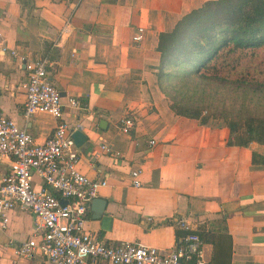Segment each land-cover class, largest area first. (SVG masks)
<instances>
[{
  "label": "crops",
  "instance_id": "crops-1",
  "mask_svg": "<svg viewBox=\"0 0 264 264\" xmlns=\"http://www.w3.org/2000/svg\"><path fill=\"white\" fill-rule=\"evenodd\" d=\"M206 1L0 0V116L39 143L53 134L59 120L51 114L25 117L26 64L47 59L63 119L81 123L87 137V149L77 147V168L107 181L90 203L88 231L108 242L172 249L185 219L208 235L202 253L210 263L264 264V164L253 163L254 153L264 157V144L230 145L228 127L176 115L157 85L159 35ZM70 98L79 106L71 107ZM129 116L134 126L127 134L121 126ZM10 166L11 158L0 155V184ZM133 170L141 171L139 187ZM34 185H44L39 176ZM10 215L0 232V264H50L41 253L17 257L37 222L20 207ZM223 228L232 240L230 260L215 257L210 240L215 234L218 241Z\"/></svg>",
  "mask_w": 264,
  "mask_h": 264
},
{
  "label": "built area",
  "instance_id": "built-area-1",
  "mask_svg": "<svg viewBox=\"0 0 264 264\" xmlns=\"http://www.w3.org/2000/svg\"><path fill=\"white\" fill-rule=\"evenodd\" d=\"M66 1L78 4L83 0ZM144 32L140 27L133 40L140 43ZM8 51L17 56L15 50ZM26 69L25 117L48 113L59 121L53 134L39 143L13 119L0 116V155L11 158L0 184V232L8 229L16 207L32 212L37 222L36 234L16 249L17 257L33 258L41 253L50 264H210L203 257V242L196 233H189L175 248L160 249L136 241L108 242L86 229L90 203L107 181L93 180L77 168L80 152L73 133L83 130V125L63 119L65 105L49 61L42 58L27 63ZM79 103L76 98L69 100L74 108ZM133 126L130 116L122 120L125 133ZM101 148L110 151L106 144ZM140 175V170L131 172L134 186H141ZM36 176L44 183L39 190L34 185ZM179 225L191 230L185 219Z\"/></svg>",
  "mask_w": 264,
  "mask_h": 264
},
{
  "label": "trees",
  "instance_id": "trees-1",
  "mask_svg": "<svg viewBox=\"0 0 264 264\" xmlns=\"http://www.w3.org/2000/svg\"><path fill=\"white\" fill-rule=\"evenodd\" d=\"M263 46L264 0L206 1L159 35L157 85L176 115L228 127L230 145L264 144V81L237 71L248 51ZM253 163L264 157L254 153ZM189 233L208 241L204 231L180 227L177 245ZM214 238L215 257L230 260L226 228Z\"/></svg>",
  "mask_w": 264,
  "mask_h": 264
},
{
  "label": "rangeland",
  "instance_id": "rangeland-1",
  "mask_svg": "<svg viewBox=\"0 0 264 264\" xmlns=\"http://www.w3.org/2000/svg\"><path fill=\"white\" fill-rule=\"evenodd\" d=\"M239 73H248L255 79L264 81V46L254 51H248L247 57L242 59L241 64L237 66Z\"/></svg>",
  "mask_w": 264,
  "mask_h": 264
},
{
  "label": "water",
  "instance_id": "water-1",
  "mask_svg": "<svg viewBox=\"0 0 264 264\" xmlns=\"http://www.w3.org/2000/svg\"><path fill=\"white\" fill-rule=\"evenodd\" d=\"M73 139L75 141V144L78 148H81L83 150L87 149V137L86 135L82 132V130H77L73 133ZM62 203H66V201L62 200Z\"/></svg>",
  "mask_w": 264,
  "mask_h": 264
}]
</instances>
